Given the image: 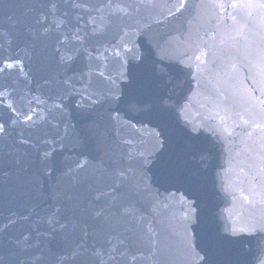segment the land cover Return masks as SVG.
Here are the masks:
<instances>
[{"label":"water","instance_id":"water-1","mask_svg":"<svg viewBox=\"0 0 264 264\" xmlns=\"http://www.w3.org/2000/svg\"><path fill=\"white\" fill-rule=\"evenodd\" d=\"M0 264H264V0H0Z\"/></svg>","mask_w":264,"mask_h":264}]
</instances>
